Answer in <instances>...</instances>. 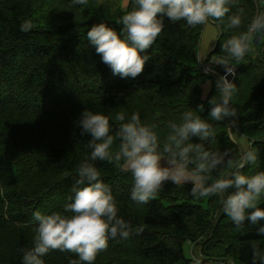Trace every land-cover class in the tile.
Listing matches in <instances>:
<instances>
[{
	"label": "trees",
	"instance_id": "trees-1",
	"mask_svg": "<svg viewBox=\"0 0 264 264\" xmlns=\"http://www.w3.org/2000/svg\"><path fill=\"white\" fill-rule=\"evenodd\" d=\"M262 1L230 0L229 13L213 19L222 34L207 61L225 55L224 43L247 31L264 10ZM133 7L134 0L124 7L121 0H88L86 6H73L71 0H0V264H22L20 250L31 248L36 234L34 211L63 212L69 202L76 169L91 152L90 136H82L74 123L83 109L109 118L115 152L120 123L116 113L138 112L142 123L156 125L163 143L168 122L180 123L184 111L203 104L204 111L197 114L215 132L205 147L239 157L241 149L229 137V119L217 122L208 116L215 89L204 98L202 85L207 80L215 84L216 77L198 67L204 25L169 23L166 18L147 50L144 71L135 79L113 75L100 61L85 37L88 27L103 21L119 31L116 21ZM236 13L242 15V24L229 28L228 17ZM25 20L34 24L27 33L19 30ZM257 46L254 57L236 62L240 66L232 80L237 87L231 100L237 108L235 126L258 149L257 163L241 170L248 175L264 171V40ZM199 142L193 137L192 143ZM95 164L111 186L119 215L133 231L128 239L109 240L94 264H252L253 245L264 248L256 226L246 221L235 227L217 196L194 199L190 184L169 182L149 203L138 204L130 199V173L114 163ZM228 170L226 163L211 174L209 183ZM258 206L264 208V201ZM43 260L78 264L75 253L59 250Z\"/></svg>",
	"mask_w": 264,
	"mask_h": 264
},
{
	"label": "clouds",
	"instance_id": "clouds-1",
	"mask_svg": "<svg viewBox=\"0 0 264 264\" xmlns=\"http://www.w3.org/2000/svg\"><path fill=\"white\" fill-rule=\"evenodd\" d=\"M88 0H71L73 6H86ZM230 0H134L132 10L116 21L119 31L100 21L88 27L85 37L94 47L100 61L108 66L113 75L121 79H135L143 71L150 55L147 50L169 23L184 21L195 27L207 24L211 19H222L229 13ZM242 15L228 17L229 28H240ZM34 28L31 20L19 25L21 32ZM264 40V11L258 13L247 26V31L229 38L222 46L225 55L215 61L223 66L225 74L215 81L216 96L208 101V116L214 121L237 117V108L231 103L236 84L227 78L236 76L235 64L250 51L253 42ZM184 111L181 122H168L166 140L161 143L156 125L142 123L138 112L130 116L118 112L120 122L115 132L119 140L118 150L113 152L114 136L109 118L100 113L83 109L74 121L82 136H90L88 157L76 169L69 202L63 212L42 214L34 211L32 220L37 224L33 246L21 249L22 264H44L43 257L52 250L75 253L78 264H94L97 254L108 248L109 240L128 239L132 225L119 215V208L111 186L101 179L96 161L114 163L122 171L131 174L130 199L147 204L162 190L166 183L190 184L194 199L217 196L222 212L237 228L245 222L256 226V233L264 236V208L258 206L264 199V171L248 175L241 170L254 165L258 149L249 143L246 150L233 159L227 150L213 151L205 147L206 141L215 138L213 125L197 113ZM193 137L199 143H192ZM228 164L229 170L214 171ZM137 232L142 228H137ZM77 264V262H72ZM252 264H264V248L253 245Z\"/></svg>",
	"mask_w": 264,
	"mask_h": 264
},
{
	"label": "rangeland",
	"instance_id": "rangeland-1",
	"mask_svg": "<svg viewBox=\"0 0 264 264\" xmlns=\"http://www.w3.org/2000/svg\"><path fill=\"white\" fill-rule=\"evenodd\" d=\"M218 36H219V30L216 27V24L213 23V19L210 18L209 22L207 24H204V28H203L201 36H200V41H199L198 48H197L198 60L203 59V57H202L203 53H205V56H206L207 53L212 50L213 46L215 45V43L217 41ZM259 42H257V43L253 42L250 45L251 51L247 54L248 57L252 58L256 55V52L258 51L257 44ZM254 44H256V45H254ZM218 70H221V67H218ZM210 84H211V82H210ZM212 86L215 89V92H214V97H215L216 96V88H215L214 82H212ZM212 86H211V88H212ZM211 88H210L209 92L211 91ZM203 97L205 98L207 96L205 94H203ZM229 125H231L229 137L238 143V145L241 149V151H240V153H241L242 151L247 149V147H248L249 143H251V141L237 130V127L235 126L236 123L232 122L231 118H229ZM263 201H264V199H261L259 201V204ZM186 251H188V250L186 249ZM189 252L191 253V256H195V249H194L192 244H190V251ZM225 264H231V262L228 261Z\"/></svg>",
	"mask_w": 264,
	"mask_h": 264
},
{
	"label": "crops",
	"instance_id": "crops-1",
	"mask_svg": "<svg viewBox=\"0 0 264 264\" xmlns=\"http://www.w3.org/2000/svg\"><path fill=\"white\" fill-rule=\"evenodd\" d=\"M128 3V0H121L122 7L126 6ZM205 55V53L202 54V57ZM211 88L210 81L205 82L202 85L203 94L207 95L209 93V90Z\"/></svg>",
	"mask_w": 264,
	"mask_h": 264
},
{
	"label": "water",
	"instance_id": "water-1",
	"mask_svg": "<svg viewBox=\"0 0 264 264\" xmlns=\"http://www.w3.org/2000/svg\"><path fill=\"white\" fill-rule=\"evenodd\" d=\"M221 34H222V33L220 32L219 37H218V39H217V41H216V43H215V45H214L212 51L215 50V48H216V46H217V44H218V41H219V38H220ZM206 58H207V57H204V59H203V63H205ZM227 78H228L229 80H232L233 76H232L231 74H228V75H227ZM230 126H231V125H229L228 127H230Z\"/></svg>",
	"mask_w": 264,
	"mask_h": 264
}]
</instances>
